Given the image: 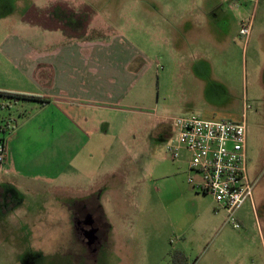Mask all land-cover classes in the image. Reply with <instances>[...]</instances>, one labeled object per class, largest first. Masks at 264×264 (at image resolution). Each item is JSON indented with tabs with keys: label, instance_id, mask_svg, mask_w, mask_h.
I'll list each match as a JSON object with an SVG mask.
<instances>
[{
	"label": "rangeland",
	"instance_id": "obj_1",
	"mask_svg": "<svg viewBox=\"0 0 264 264\" xmlns=\"http://www.w3.org/2000/svg\"><path fill=\"white\" fill-rule=\"evenodd\" d=\"M228 1L196 0L199 16L213 9L200 30L191 21L193 0H0V45L13 37L31 44L32 31L39 37L48 32L40 21L47 17L42 23L49 27L122 36L148 60L123 113L102 133L107 138L92 142L97 155L86 166L104 176L94 195L110 227L107 239L91 251L77 241L73 211L91 192L76 181L78 162L68 156L66 184L0 192V264H172L176 252L187 264H264V52L257 36L264 26L259 15L255 21V0L240 11ZM50 8L58 11L44 12ZM252 15L255 41L245 45L238 24ZM72 16L77 25L66 22ZM225 33L234 41L223 49ZM198 34L207 38V61L187 51L188 38ZM245 112L255 210L248 201L236 212L237 230L211 195L189 184V160H173L168 145L178 117L238 121ZM8 115L0 106V121Z\"/></svg>",
	"mask_w": 264,
	"mask_h": 264
},
{
	"label": "crops",
	"instance_id": "obj_2",
	"mask_svg": "<svg viewBox=\"0 0 264 264\" xmlns=\"http://www.w3.org/2000/svg\"><path fill=\"white\" fill-rule=\"evenodd\" d=\"M249 2L229 0L228 4L231 10L240 11L242 5ZM255 2V21L259 15L264 26V0ZM196 3L193 0L190 7L191 21L201 30V24L208 25L201 20L212 16L213 9L199 16L202 8ZM52 9L44 12L58 11ZM67 10L71 11L68 5ZM45 19L40 21L48 32L39 37L32 31L31 44L13 37L0 45V91L42 100L0 98L1 109L10 112L7 119L0 121V139L5 143L7 155L0 171L4 175L0 178V192L6 186L25 187L30 191L33 183L41 184L45 190L61 181L66 184L69 178L67 158L74 156L78 162L76 181L85 182L86 192H91L81 199L97 204L99 199L94 195V185H99L104 176H100V169L96 172L86 169L97 155L92 150L95 144L92 142L107 138L102 133L109 130L112 124L109 120H118L123 113L148 60L122 36H97L98 31L88 27L80 31L73 27H49L43 24L50 21ZM255 24L248 43L255 41ZM55 31L59 32L53 36ZM257 36L261 38L260 50L264 52V31ZM206 39L193 35L188 38L187 51L193 60H208L203 50ZM232 39L233 36L224 34L220 40L223 49L234 41ZM169 42L164 36L163 43ZM179 67L182 71L189 70L186 65Z\"/></svg>",
	"mask_w": 264,
	"mask_h": 264
},
{
	"label": "built area",
	"instance_id": "obj_3",
	"mask_svg": "<svg viewBox=\"0 0 264 264\" xmlns=\"http://www.w3.org/2000/svg\"><path fill=\"white\" fill-rule=\"evenodd\" d=\"M254 15L241 21L239 36L245 45L252 34ZM246 112L242 119H205L200 115L178 117L174 121L176 134L168 151L173 160L189 161V184L213 197L216 210L229 213L228 223L241 228L236 212L248 201L253 209L255 184L249 178L248 129ZM6 146L0 140V171L5 161Z\"/></svg>",
	"mask_w": 264,
	"mask_h": 264
},
{
	"label": "flooded vegetation",
	"instance_id": "obj_4",
	"mask_svg": "<svg viewBox=\"0 0 264 264\" xmlns=\"http://www.w3.org/2000/svg\"><path fill=\"white\" fill-rule=\"evenodd\" d=\"M58 17L61 18L60 13ZM69 20H72V22H70L72 25L78 24V20L73 16L68 17L66 22L68 23ZM72 220L74 231L78 239L77 241L84 244L89 251L95 248L98 243L104 242L107 239L110 227L105 219L104 212L96 204L77 201Z\"/></svg>",
	"mask_w": 264,
	"mask_h": 264
},
{
	"label": "trees",
	"instance_id": "obj_5",
	"mask_svg": "<svg viewBox=\"0 0 264 264\" xmlns=\"http://www.w3.org/2000/svg\"><path fill=\"white\" fill-rule=\"evenodd\" d=\"M0 98L11 99V100H25V101H42L41 98L36 96L22 95L16 93H8L0 91ZM1 141L3 139H0ZM172 264H187V257L180 252H176L171 257Z\"/></svg>",
	"mask_w": 264,
	"mask_h": 264
}]
</instances>
